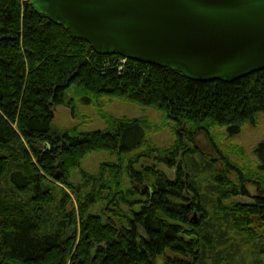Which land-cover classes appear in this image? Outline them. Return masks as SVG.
<instances>
[{
    "label": "trees",
    "instance_id": "1",
    "mask_svg": "<svg viewBox=\"0 0 264 264\" xmlns=\"http://www.w3.org/2000/svg\"><path fill=\"white\" fill-rule=\"evenodd\" d=\"M103 95L163 111L175 122V144L131 156L146 144L141 118L105 115V130L54 129L57 105L75 111L80 98L94 103ZM257 111H264V69L230 82L194 81L117 52L100 54L31 0H0V264H210L215 256L238 264L214 242L225 225L248 242L264 239V182H252L250 195L242 176L241 184L230 180V162L222 157L226 167L217 172L195 137L214 127L236 134ZM257 148L264 172V145ZM106 150L120 162L71 181L88 154ZM153 151L156 166L134 167ZM203 174L217 182L206 192ZM235 196L252 200L230 202ZM259 247L256 264H263Z\"/></svg>",
    "mask_w": 264,
    "mask_h": 264
},
{
    "label": "water",
    "instance_id": "2",
    "mask_svg": "<svg viewBox=\"0 0 264 264\" xmlns=\"http://www.w3.org/2000/svg\"><path fill=\"white\" fill-rule=\"evenodd\" d=\"M98 53L167 67L196 81L264 69V0H31Z\"/></svg>",
    "mask_w": 264,
    "mask_h": 264
},
{
    "label": "rangeland",
    "instance_id": "3",
    "mask_svg": "<svg viewBox=\"0 0 264 264\" xmlns=\"http://www.w3.org/2000/svg\"><path fill=\"white\" fill-rule=\"evenodd\" d=\"M75 109L73 111L70 106L57 105L53 119L54 129L57 132L74 128L79 132L105 130L109 126V121L106 120L105 115L114 119L141 118L147 130L146 144L142 145L139 150L129 153L131 156L152 147L160 150L167 149L175 144L178 136L175 122L166 117L163 111H160L155 106H146L122 97L103 95L94 103L88 102L85 98H80L76 102ZM261 144L264 145V111L255 112L254 118L245 122L236 134L229 135L226 128L214 127L207 135L199 133L195 137L196 148L202 151L204 158H208V160L215 163L214 166L217 172L222 171L226 167L224 159L230 162L234 167L229 172L230 180L234 184H241L243 180V184H245L250 195L256 194L257 190V186L252 182H264V172L259 169V160L256 156L257 147ZM156 154L157 152L153 151L148 157L141 156L133 164L134 167L140 168L143 164L151 163L155 165L154 158ZM119 158L118 152L113 153L108 150L94 151L88 154L80 167L72 170L70 179L77 183L83 182V170L91 175L99 174L102 164L109 162L119 163L121 160ZM159 168L170 179L175 178L174 169H169L165 165H160ZM200 183L203 192H206L207 187L211 186L212 183L217 184L213 175L209 178L208 174L202 175ZM250 200H252L250 197L235 196L230 199V202L239 201L244 203ZM74 203L73 205L68 204L67 210L77 206L76 202ZM122 207L126 208L124 204H122ZM213 210L214 208L209 207L210 212H213ZM226 226L228 225H225L224 228H226L227 232L223 231V234L217 235L214 242L221 257L230 256L237 258L238 264H256L259 258L258 248H260L261 244H264V239L256 243L248 242L245 239L246 236ZM258 232L260 234L261 229ZM261 254L264 264V252ZM219 258L220 256L211 257L208 261L210 264H215L217 261H219V264L221 262L222 264L225 263L223 259L219 260Z\"/></svg>",
    "mask_w": 264,
    "mask_h": 264
}]
</instances>
